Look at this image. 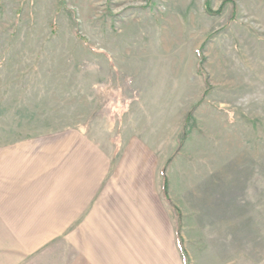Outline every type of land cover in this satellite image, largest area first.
<instances>
[{
	"label": "rangeland",
	"instance_id": "374dc122",
	"mask_svg": "<svg viewBox=\"0 0 264 264\" xmlns=\"http://www.w3.org/2000/svg\"><path fill=\"white\" fill-rule=\"evenodd\" d=\"M205 2L0 0L3 200L13 151L78 133L119 161L128 206L158 203L143 264H264V0Z\"/></svg>",
	"mask_w": 264,
	"mask_h": 264
},
{
	"label": "crops",
	"instance_id": "0c3cea01",
	"mask_svg": "<svg viewBox=\"0 0 264 264\" xmlns=\"http://www.w3.org/2000/svg\"><path fill=\"white\" fill-rule=\"evenodd\" d=\"M57 141L64 145L46 149L25 143L29 148L10 153L6 201L0 187V252L12 255V264H33L50 253L60 258L46 264H143L134 255L144 253L138 239L155 236L158 203L148 197L145 207L129 208L126 176L119 177V161L112 165L111 153L78 133ZM136 171L131 166L129 173ZM127 207L145 215L142 229L128 218ZM104 221L108 226L96 227ZM114 221L127 223L110 227Z\"/></svg>",
	"mask_w": 264,
	"mask_h": 264
},
{
	"label": "trees",
	"instance_id": "16d2710c",
	"mask_svg": "<svg viewBox=\"0 0 264 264\" xmlns=\"http://www.w3.org/2000/svg\"><path fill=\"white\" fill-rule=\"evenodd\" d=\"M224 3H225V2H224ZM224 3H223V4H224ZM223 4H222V5H223ZM222 5H221V6H222ZM205 6H206V11H207L209 14H211V15H212V14H219V13L221 12V7H220V9H219L216 13H213V12H212V10H211V8H210V0H206V2H205ZM198 73H200V74H202V75L204 74V71H203V69H202V65H201V64L198 65ZM209 89H210V87H208V90L204 92L203 97H202L201 100H203V98L206 96V94L208 93ZM200 102H201V101H199V103H200ZM190 118H191V113L189 112V113L187 114L186 118H185L184 126L187 124V122L190 120ZM185 136H186V132L183 131V133H182V140L185 138ZM161 175H162V180H163V183H162V192H163V196H164L165 200H166L167 202L170 203V199H169V196H168V181H167V178H166V176H165V174H164V170H162ZM172 208L176 211V214L178 215V214H179V211H178L177 207H175L174 205H172ZM177 235H178V242L180 243V241H182V239H181V237H180V231H179V230H178V232H177Z\"/></svg>",
	"mask_w": 264,
	"mask_h": 264
}]
</instances>
